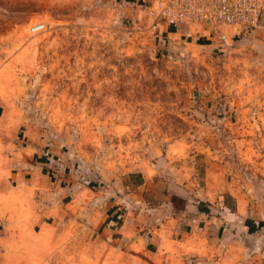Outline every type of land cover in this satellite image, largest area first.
Listing matches in <instances>:
<instances>
[{"label":"rangeland","instance_id":"rangeland-1","mask_svg":"<svg viewBox=\"0 0 264 264\" xmlns=\"http://www.w3.org/2000/svg\"><path fill=\"white\" fill-rule=\"evenodd\" d=\"M159 1L0 0V187L38 186L55 264H100L121 229L142 264H198L184 215L222 225L228 194L235 232L264 225V28H171Z\"/></svg>","mask_w":264,"mask_h":264},{"label":"crops","instance_id":"crops-1","mask_svg":"<svg viewBox=\"0 0 264 264\" xmlns=\"http://www.w3.org/2000/svg\"><path fill=\"white\" fill-rule=\"evenodd\" d=\"M261 27L264 28V22ZM17 181L18 183L13 189L0 187V264H55L53 258L59 248L57 246L60 235L57 231L50 230L49 224L45 220L43 201L31 197L32 194L37 193L38 190L35 187L38 188V186H29L23 182L22 178H18ZM228 195V197L231 196V194ZM228 197H222L223 200L218 201L219 207L223 208L221 213L225 219L222 225V218H215L211 223L208 218H204L205 215H200V211H194V214H185L187 219L180 218L179 221L173 217L171 223L175 224L176 221L180 224L185 219L181 224V228L184 230L182 231L184 243L190 238L193 240L198 233V231H194L197 226L203 228L201 232L207 235V239H200L195 248L196 252H192L188 248L186 254L201 257L198 264H205L204 257L207 255L214 257L211 264H264V225L256 232L248 230L246 232L242 229L235 232L231 226L232 222L236 219L245 220L246 218L241 216L237 203H233L234 209H231L228 199H226ZM189 210L190 206L186 204L185 211L182 212ZM190 212L192 213V210ZM251 214L256 220L263 219L258 217L257 211L251 212ZM252 215L249 216L252 217ZM222 226L225 229L221 231L220 227ZM131 232L121 229L118 234L122 236L117 233L114 235L112 232L110 235L113 236L107 237L113 241L116 240V242H125L128 246L126 248L117 247L114 252L112 251L113 253L107 252L105 259H102L100 264H110V254H116L119 259L123 260L121 264H142L139 238L131 236ZM158 235L149 236L148 234L147 252L143 251V253L149 255L155 251L159 254L163 247L174 242L173 237L162 236L161 233ZM235 239H238L242 244L241 250H237L232 245ZM209 252L211 253L209 254ZM167 255L170 257L171 253Z\"/></svg>","mask_w":264,"mask_h":264},{"label":"built area","instance_id":"built-area-1","mask_svg":"<svg viewBox=\"0 0 264 264\" xmlns=\"http://www.w3.org/2000/svg\"><path fill=\"white\" fill-rule=\"evenodd\" d=\"M157 19L178 26L247 32L264 22V0H160Z\"/></svg>","mask_w":264,"mask_h":264},{"label":"bare ground","instance_id":"bare-ground-1","mask_svg":"<svg viewBox=\"0 0 264 264\" xmlns=\"http://www.w3.org/2000/svg\"><path fill=\"white\" fill-rule=\"evenodd\" d=\"M39 28H40V26H35V27L32 28V29L37 30V29H39Z\"/></svg>","mask_w":264,"mask_h":264}]
</instances>
